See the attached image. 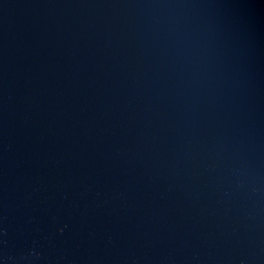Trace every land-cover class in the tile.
<instances>
[{
    "label": "water",
    "instance_id": "water-1",
    "mask_svg": "<svg viewBox=\"0 0 264 264\" xmlns=\"http://www.w3.org/2000/svg\"><path fill=\"white\" fill-rule=\"evenodd\" d=\"M0 264H264V0H0Z\"/></svg>",
    "mask_w": 264,
    "mask_h": 264
}]
</instances>
